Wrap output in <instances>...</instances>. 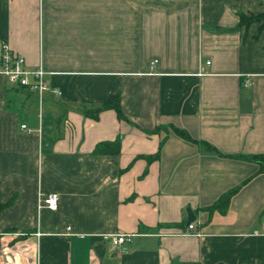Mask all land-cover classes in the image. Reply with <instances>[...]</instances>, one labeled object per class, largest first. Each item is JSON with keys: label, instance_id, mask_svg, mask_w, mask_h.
<instances>
[{"label": "crops", "instance_id": "obj_1", "mask_svg": "<svg viewBox=\"0 0 264 264\" xmlns=\"http://www.w3.org/2000/svg\"><path fill=\"white\" fill-rule=\"evenodd\" d=\"M241 11L264 0H0V50L63 91L0 73V264H264V170L230 156L264 153V27ZM118 95L125 117L85 113ZM116 232L134 233L126 250Z\"/></svg>", "mask_w": 264, "mask_h": 264}, {"label": "built area", "instance_id": "obj_2", "mask_svg": "<svg viewBox=\"0 0 264 264\" xmlns=\"http://www.w3.org/2000/svg\"><path fill=\"white\" fill-rule=\"evenodd\" d=\"M209 63V60L206 61ZM0 73L5 74L14 84H19L27 90L35 92L40 99L43 98L45 91H51L54 95H62L61 88L51 85L46 78V70L42 65H29L24 55L15 52L7 41L1 43L0 50ZM245 84L249 85V78L245 80ZM23 127L26 124H22ZM60 194L56 191L40 190L38 192V208L44 206L57 208L59 205ZM196 224L191 221L187 224V229H196ZM194 234H200L196 229ZM40 233V232H38ZM134 233L132 232H116L111 233L108 237L111 238L112 244L122 250H126L132 242Z\"/></svg>", "mask_w": 264, "mask_h": 264}, {"label": "trees", "instance_id": "obj_3", "mask_svg": "<svg viewBox=\"0 0 264 264\" xmlns=\"http://www.w3.org/2000/svg\"><path fill=\"white\" fill-rule=\"evenodd\" d=\"M239 19H238V25L239 26H248L252 22H259V27H264V12L260 13H245V12H239L238 13ZM264 49V45H263ZM105 108H114L116 109L118 115L120 117H125L122 111V106H121V101H120V96H116L112 101L105 102L100 106H97L92 109H86L85 113L88 115H91L93 117H98L99 112L102 109ZM172 129L181 137L193 141L197 143L198 145H201L205 147L207 151L214 152L215 154L221 155V153H218L213 145L208 143L205 140L197 139L194 138L185 128L179 127V126H174L172 125ZM163 141H161L162 143ZM161 143L159 145V149L157 150L156 153L146 156L148 159H151L153 157H158L159 152H160V147ZM121 138L118 137L115 140H105L99 142L96 147H95V152H110V153H119L121 151ZM233 157L245 159V160H250V161H255L258 163V171H263L264 170V153H258V154H249V155H230ZM242 184H238L237 186H234L232 188H229L228 190L222 192L211 204L207 205L204 207L206 210H213V209H218L221 212H225L227 209V205L229 203V200L233 193L237 191V189L241 186ZM7 203L4 202L1 198V192H0V211L5 207ZM10 230L13 228H9ZM0 246H1V232H0Z\"/></svg>", "mask_w": 264, "mask_h": 264}, {"label": "water", "instance_id": "obj_4", "mask_svg": "<svg viewBox=\"0 0 264 264\" xmlns=\"http://www.w3.org/2000/svg\"><path fill=\"white\" fill-rule=\"evenodd\" d=\"M194 219H195L194 212L190 208H187V218H186L187 223L191 222Z\"/></svg>", "mask_w": 264, "mask_h": 264}, {"label": "rangeland", "instance_id": "obj_5", "mask_svg": "<svg viewBox=\"0 0 264 264\" xmlns=\"http://www.w3.org/2000/svg\"><path fill=\"white\" fill-rule=\"evenodd\" d=\"M217 155V154H216ZM219 156H222V155H219Z\"/></svg>", "mask_w": 264, "mask_h": 264}]
</instances>
